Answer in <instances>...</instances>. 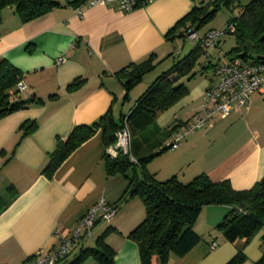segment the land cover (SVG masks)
<instances>
[{"label": "crops", "instance_id": "crops-1", "mask_svg": "<svg viewBox=\"0 0 264 264\" xmlns=\"http://www.w3.org/2000/svg\"><path fill=\"white\" fill-rule=\"evenodd\" d=\"M88 1L61 5L27 22L11 5L1 10L0 57L22 72L24 87L18 95L32 100L0 118V192L8 185L15 190L12 202L0 212V264H21L50 250L58 244V234L67 236L101 197L116 206L114 216L98 219L92 237L76 240L56 264L94 246L101 235L115 250V264H140L137 244L128 233L144 218L145 208L137 196L125 193L121 199L127 177L108 173L101 129L76 147L51 177L43 168L57 138L64 139L74 126L91 124L109 109L115 120L129 112L144 77L172 58L174 38L187 39L189 28L168 31L202 0H151L127 12L116 2L88 6ZM199 28L192 29L203 34L222 27ZM150 54L152 70L126 90L118 72ZM203 74L184 83L187 93L143 131L146 146L164 143L175 125L201 113L211 78ZM24 121L34 122L35 129L23 134ZM210 122L188 132L177 147L153 156L145 164L148 172L159 180L176 176L182 182L205 173L214 181L228 179L235 189L251 187L264 175V93L252 92L246 107L224 118L214 115ZM230 208L205 205L193 225L200 240L182 256H170L168 264H225L240 250L246 255L240 264H256L264 256V227L248 239H225L216 225ZM80 264L97 262L88 257Z\"/></svg>", "mask_w": 264, "mask_h": 264}, {"label": "trees", "instance_id": "trees-1", "mask_svg": "<svg viewBox=\"0 0 264 264\" xmlns=\"http://www.w3.org/2000/svg\"><path fill=\"white\" fill-rule=\"evenodd\" d=\"M86 1L0 0V22L1 10L8 5L14 7L22 22H27L61 5L79 6ZM222 4L234 10V4L240 5L227 21V24L233 22L232 33L235 36L234 46L226 52L228 59L238 56L253 62H264V0H248L244 3L241 0H202L178 20L167 34H172L178 27H201L213 17ZM194 44L196 46L189 53L175 61L147 86L127 114L115 120L109 109L91 124L74 126L64 139L58 137L56 147L43 168V173L51 177L56 167L97 129L102 131L105 147L114 143L115 132L126 119L131 132L129 153H120L116 157L105 153L104 156L108 173H120L127 177L121 199L125 193L137 196L145 208L144 218L128 233L137 244L140 264H168L170 256L179 257L185 254L200 240V235L193 225L202 208L208 204L231 206L228 214L216 225L229 241L248 239L255 231L264 227V175L249 188L235 189L228 179L214 181L205 173H199L191 180L182 182L176 176L159 180L145 168L147 161L168 147L164 146V143L146 146L143 131L153 123L160 111L187 93V86L179 81L184 75L189 74L188 77L191 78L196 74L195 71L188 72L197 58V49L201 47L198 43ZM151 60L150 54L146 59L132 66L130 64L118 72L124 78L126 90L138 83L142 75L152 69ZM214 63L208 58L202 68L211 67ZM21 79L22 72L6 58L0 57V118L25 105L26 102L18 95V83ZM78 81H72L69 86ZM176 126L170 130L171 133ZM21 127L22 133L26 134L33 131L36 124L24 121ZM14 197L15 190L12 185H8L4 193L0 192V212ZM114 255L115 250L101 235L96 238L94 246L81 248L63 264H80L88 257L95 259L97 264H115ZM245 258L246 255L240 250L225 264H240ZM256 264H264V256L258 259Z\"/></svg>", "mask_w": 264, "mask_h": 264}, {"label": "built area", "instance_id": "built-area-1", "mask_svg": "<svg viewBox=\"0 0 264 264\" xmlns=\"http://www.w3.org/2000/svg\"><path fill=\"white\" fill-rule=\"evenodd\" d=\"M151 0H89L87 5L97 3L116 2L122 12L144 6ZM79 13L81 10L79 9ZM234 31L233 22H229L225 28L209 29L199 34L194 29L185 32V37L193 43H198L205 48V55L208 57V48L215 46L219 37L225 33ZM57 58V62L62 61ZM211 78L200 107V114L186 121L183 125L177 126L171 137L164 142L168 148L177 147L188 132L194 131L204 124H210L214 115L224 118L233 109L246 107L249 96L252 92L264 93V62H253L241 57H232L226 60H218L211 65ZM19 90L24 87L22 80L18 83ZM116 140L108 145L105 153L116 157L120 153H129L131 132L125 119L122 126L115 132ZM132 160L135 161L133 157ZM116 212V206L99 198L79 218L67 236L58 234L59 242L50 250L34 254L26 258L21 264H56L62 257L67 255L73 244L83 236L92 237V230L98 219L111 220ZM58 233V230H56ZM215 243L212 244L214 246Z\"/></svg>", "mask_w": 264, "mask_h": 264}, {"label": "rangeland", "instance_id": "rangeland-1", "mask_svg": "<svg viewBox=\"0 0 264 264\" xmlns=\"http://www.w3.org/2000/svg\"><path fill=\"white\" fill-rule=\"evenodd\" d=\"M247 1L248 0H241V2H243V3L247 2ZM7 7L8 6H5L3 8L6 9ZM234 8H235V10L230 8L229 6H227L225 4L220 5V7L216 11V13L213 15V17L208 22L203 24L199 29H201V31H203V29H208L209 27H214V26L224 28L225 25L227 24V21L234 15V12L236 11V9L240 8V5L234 4ZM222 28H220V29H222ZM174 39L175 40H174V45L172 47V54H171L172 58H170L168 61L164 62L162 65H160L153 72L151 71L152 69H150L149 71L146 72V73H148L151 71L150 73H148V75H146L144 77L143 82H141L140 86L141 87L143 86V88H141L142 90H139L140 91V92H138L139 94L137 93L138 94L137 98L142 94V91H144L146 89V87L149 84H151L154 81V79H156V77L158 75H161L163 70H166L168 67L173 65L175 63V61L182 58L184 55H186L188 52H190V50H192L194 48V46H196L189 39H181L180 37H175ZM234 44H235L234 34L233 33H225L219 37L218 45H215V46L208 48V51L210 54L208 57L205 55V52H206L205 48L201 46L199 49H197V58L194 61L192 68L190 69L191 71L188 70V72L191 73V72L195 71L196 72L195 75H198V76H200V74H202V73H204L205 76H211V74H212L211 67L202 68L203 64L206 62V60H208V58L211 59V62H217L219 59H224V60L228 59L226 52L232 46H234ZM183 46H184L183 52L178 53V48L183 47ZM201 71H202V73H200ZM188 75H184L183 78H181V80L179 82H184L187 85L188 80L190 79L188 77ZM170 149H173V148H170ZM71 257L72 256H70V258Z\"/></svg>", "mask_w": 264, "mask_h": 264}, {"label": "water", "instance_id": "water-1", "mask_svg": "<svg viewBox=\"0 0 264 264\" xmlns=\"http://www.w3.org/2000/svg\"><path fill=\"white\" fill-rule=\"evenodd\" d=\"M24 102H30L32 100V98H23L22 99Z\"/></svg>", "mask_w": 264, "mask_h": 264}]
</instances>
